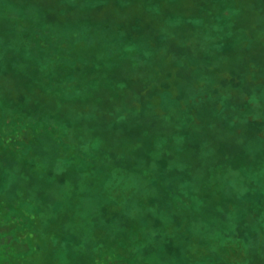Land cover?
I'll return each mask as SVG.
<instances>
[{"label":"rangeland","instance_id":"rangeland-1","mask_svg":"<svg viewBox=\"0 0 264 264\" xmlns=\"http://www.w3.org/2000/svg\"><path fill=\"white\" fill-rule=\"evenodd\" d=\"M185 1L0 0V264H193L203 239L213 258L201 264H264V242L248 254L235 242L264 229V147L251 125L264 126V0L237 1L249 12L231 37L250 55L228 66L209 61L206 22L180 30L169 15ZM190 99L199 120L181 111ZM158 129L160 159L147 146ZM105 132L108 143L92 142ZM52 146L62 158L49 159ZM244 158L250 173L233 166ZM98 166L112 181L73 197ZM165 178L204 193V209L164 195L153 179ZM170 247L184 260L167 259Z\"/></svg>","mask_w":264,"mask_h":264},{"label":"trees","instance_id":"trees-1","mask_svg":"<svg viewBox=\"0 0 264 264\" xmlns=\"http://www.w3.org/2000/svg\"><path fill=\"white\" fill-rule=\"evenodd\" d=\"M237 1L238 0H186L185 2H187V4H188V6L187 5H185L184 6V4H183V8L180 10V9H177V7H175L174 5V13H170V12H168L169 13V15H171L172 17H174L178 22L177 23H179V25H180V30L182 29V30H186V29H189V30H192V31H196V32H198L199 30H201L202 28H203V26H204V23L206 22L207 23V25H209V27L207 26V27H205V28H203V30L205 31H208V36L207 37H209L210 39H209V41H211L212 42V46H211V44L209 45L210 47H209V52H208V54H209V56H210V59H209V61L211 62V63H214L215 61H218L219 59H222L223 60V62L225 63V65L224 66H228V64L231 62L230 61V59L231 60H233V59H236L238 56H241V55H250V53L249 52H242L241 50V54H240V51L237 53V43H235L234 42V39L232 38L233 37V35L236 37V39H237V15H239L240 14V11H241V13L243 14V15H245V13H248L249 12V10H247L246 9V7L245 6H240V5H237ZM209 3H210V5H209ZM209 5V6H208ZM166 6V4L165 5H163L162 7H159V8H161V12L160 13H162L163 14V12H165L164 11V7ZM167 6H169V5H167ZM180 7V6H179ZM181 8V7H180ZM157 11L159 12V9H158V6H157ZM176 11V12H175ZM178 11V12H177ZM263 12H264V10H263ZM173 14V15H172ZM251 16V15H250ZM259 16V13L256 15L255 14V18L256 17H258ZM199 21L198 23L199 24H203V25H201V27H199L198 25H196V23L194 24L193 22H195V21ZM194 25H196V27L194 26ZM257 28V27H256ZM255 29V28H254ZM191 31V32H192ZM187 34L189 35V36H192V34H193V32H192V34L191 33H188L187 32ZM232 36V37H231ZM209 43V42H208ZM100 44H103V45H101V46H104V42L103 41H101L100 42ZM183 44H185L186 45V43H183ZM240 45V44H239ZM240 49H241V47H240ZM234 51V53H228L227 51ZM240 54V55H239ZM184 57V56H183ZM183 61V60H182ZM187 61V60H186ZM184 62H185V60H184ZM211 66H212V64H210ZM229 72L231 73V70L229 69ZM232 75H233V78H234V76H235V78H237V75H236V73H232ZM256 75H258V76H261V74L259 73L258 74V72H256ZM263 77V76H262ZM257 78V77H256ZM172 79L173 78H168L167 80V83H166V85L167 84H169V85H171V82H172ZM255 80V79H254ZM223 82V81H222ZM255 82H257V84H258V86L259 85H261V82H258V81H255ZM157 83H159V82H155V84H157ZM226 83V82H225ZM168 87V86H167ZM260 91H258V93H259ZM262 93V92H261ZM164 96V95H163ZM200 96V95H199ZM260 97H261V95H260ZM259 96H258V98L257 99H259L260 98ZM172 98V97H171ZM184 97L183 96H181V99H183ZM173 100H171V101H176V99H174V98H172ZM261 99V98H260ZM179 100V99H178ZM253 100V99H252ZM174 101V102H175ZM193 99H190L189 101H185L186 103H185V106L181 109V111H184V115H187V116H190L191 117V119L192 120H194L195 121V119L196 120H199V117L197 116V115H194V109H193V107H195L194 105H193ZM218 102H220V101H218ZM224 106V104L223 103H221V106H220V103H218L217 104V106L216 107H211V110H212V112H213V114L214 115H218L217 113L218 112H221V110L224 108L223 106ZM166 109V108H165ZM164 109V110H165ZM258 111H260L258 108H256ZM262 111H263V109H262ZM236 121V120H235ZM115 123L116 122H111V126H115ZM260 123H262V122H258V120L257 121H254V123H252L251 125L252 126H254L256 129V132L258 133V137L261 139V143H262V146L264 147V129L262 128V127H264L262 124H260ZM234 124H236V123H234ZM238 129H237V131L239 132L241 129H243V128H241V126H238L237 127ZM145 131H147V130H149V129H144ZM160 131H161V133L163 134V132H162V130H160V129H158L157 130V132H156V134H155V139H154V141H152V143L150 142V141H148L147 142V146L150 148V147H154V152L157 154V159L159 158V156L160 155H158L159 154V152L158 151H160V150H162V149H157V148H155V147H163V148H165L164 146H166L168 143L166 142V143H164V144H161L160 143V138L162 137V136H164V135H162L161 133H160ZM263 132V133H262ZM98 134H96V136L93 138V140H92V142L93 143H97V144H99L100 146H103V144H106V143H108V141H106V137H107V132H105V135L103 136V137H101V136H97ZM183 136H185V137H189V135L188 134H186V133H184V134H182V138L184 139V137ZM152 140V139H151ZM242 143H243V141H242ZM166 150H167V148H165ZM179 149V148H178ZM177 149V150H178ZM43 153V152H42ZM44 154V153H43ZM45 154H46V152H45ZM44 154V155H45ZM48 157H49V159H52V156H54L55 157V159H57L59 156L61 157L62 156V154H61V151H60V148H58V147H55V146H52V149H51V151L50 152H48L47 151V154H46ZM65 157V156H64ZM62 158V157H61ZM132 159H133V161H134V158L132 157ZM160 159V158H159ZM200 159V158H199ZM245 159V158H244ZM167 161V160H166ZM221 161L223 162V163H226V158L225 159H221ZM222 162L220 163V167L219 168H222L223 167V165H221L222 164ZM240 164V165H239ZM239 165V169L240 170H243V171H246V173H250V165H251V163L250 162H248L247 161V159H245V160H242L241 161V163L239 162V163H235V164H233V166H234V168H236L237 166ZM39 169H37L38 171H36L35 173L36 174H38V173H40L41 171H40V167H38ZM145 169V168H144ZM47 170V169H46ZM44 171L43 173L45 174V176H46V178H48V179H53V174H51V172H49V171ZM215 170V169H214ZM51 171V170H50ZM196 172V171H195ZM15 173L16 172H10L9 171V178H8V182H10L12 179H14L15 178ZM217 173V171H215V173L213 172V173H211V177L213 176V175H215ZM41 174V173H40ZM39 175V174H38ZM103 175V176H102ZM102 178V177H104L103 178V180L105 181V182H108L109 181V179H111V181H112V176L110 175V174H108V169H106L105 167H101V166H98V170H95V172L94 173H92V174H89L88 176H86L85 177V179H83V182H85L86 183V185H83V187L82 188H79L78 187V191H76L75 192V194L73 195V197H80V195H81V193L80 192H83V191H87L88 190V188L89 189H96V186L97 185H99L100 186V182H104V181H100L101 179H99V178ZM175 177H177V175H175ZM192 177H195V174H194V172H193V175H192ZM155 179H156V177H155ZM155 179H153V183L158 187V189L161 191V192H163V194L165 195V194H170L171 193V195H173V196H179V200H182L183 202H186L185 200H184V192L186 193V195L190 198V199H194V200H196V201H200V206L198 207L200 210L203 208L204 209V207H205V204H207V201H208V199L205 197V195H204V193L203 194H198L197 192H195L192 188V186L191 187H188V188H186V189H181V187L182 188H185L183 185H184V183H185V181L183 182V183H181L180 182V184H179V182H177V180H175V178L172 180V179H170V178H168V179H164V180H162V181H160V180H155ZM196 179V178H195ZM212 180H213V178H212ZM214 181V180H213ZM229 181H227L226 180V178H224V184H226V185H229V183H228ZM183 184V185H182ZM160 185V186H159ZM206 186V185H205ZM180 187V188H179ZM224 188V187H223ZM67 190V189H66ZM83 190V191H82ZM186 190V191H185ZM69 194H70V192H74V188H73V190L71 189L70 190V192H69V190L67 191ZM156 192H157V190H156ZM210 192H212V191H210ZM32 192H30V191H28L27 192V194L26 195H29V194H31ZM130 193V192H129ZM4 194V193H3ZM25 195V196H26ZM263 196H261V201H260V203H258V205H260L261 204V209L259 210V211H263L264 210V193L262 194ZM31 196L32 195H30V197H25V199L26 200H31V201H33V200H36V199H31ZM206 201V202H204V200ZM193 205V204H192ZM175 207H180V206H175ZM191 207H193V206H191ZM198 209V210H199ZM202 209V210H203ZM259 209V208H258ZM196 209H194V207H193V209H191V211H193V212H196L195 211ZM171 214V213H170ZM55 221H51V227H48L49 229H48V231H50L51 233H53V234H55V239L57 238V239H60V237L64 234V232H63V230H62V222H60V223H57V221H56V223L58 224V226L56 227V224L54 223ZM47 225H48V223H47ZM46 225V226H47ZM177 227H179V224H174V230H175V234H173L172 232H174V230H171V233H172V238H173V240L174 239H178V237H179V233H181L179 230H177V229H175V228H177ZM186 227V226H185ZM189 227H190V225H189ZM54 228V229H53ZM185 229H188V230H190L188 227H186ZM177 230V231H176ZM169 231V230H168ZM185 232H187V231H185L184 230V233ZM181 235H183V233H181ZM224 236V238H221V241L222 240H224V241H226V242H233L234 240H231V239H228L227 238V236L226 235H223ZM126 239L129 241V243L130 242H133V240H132V238H131V236H127L126 237ZM228 239V240H227ZM139 240H141V239H135L134 241H136V244H138V242H139ZM142 241V240H141ZM252 241H255V244L254 245H252V246H254V248H256L257 246H255L256 245V243H263L264 242V229L260 232V234L258 235V237L257 238H255V236H254V238L253 239H251V241L247 238L246 239V237H241L239 240H237V241H235V242H237V244L240 246V248H241V245L242 246H246L244 249H245V251L247 252V254H248V252H251L250 251V249H252V246L250 247L249 245H250V242L252 243ZM148 243L150 242L149 240L147 241ZM209 242L206 240V239H203V241L202 242H200L199 243V252L198 253H196V255H197V259L196 258H193V260H195V262L193 263V264H201L202 263V260H203V258H206V256H207V258H210V259H212L213 257L212 256H208V254H206L205 252H206V250H207V244H208ZM234 243V242H233ZM150 245V244H149ZM247 246H249V247H247ZM140 248V247H139ZM142 248V247H141ZM249 248V249H248ZM166 249V248H165ZM177 247H175V248H169V250H168V258L167 259H172V257H173V259H176V258H178V259H182V260H184V257H185V255H183V256H179V255H177ZM141 250V249H140ZM139 250V251H140ZM144 250V249H143ZM202 250H205V252H203L202 253ZM208 251V250H207ZM228 252V251H227ZM230 252V251H229ZM228 252V253H229ZM232 252V251H231ZM139 252H137L136 253V255H140L141 256V253H139ZM233 253V252H232ZM170 254H172V256L170 255ZM231 253H229V255H230ZM251 254V253H250ZM210 259H207V260H210Z\"/></svg>","mask_w":264,"mask_h":264}]
</instances>
